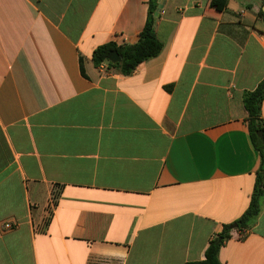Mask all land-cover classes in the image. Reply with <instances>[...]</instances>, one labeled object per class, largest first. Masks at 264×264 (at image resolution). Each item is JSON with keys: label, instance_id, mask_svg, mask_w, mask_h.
I'll list each match as a JSON object with an SVG mask.
<instances>
[{"label": "crops", "instance_id": "0c3cea01", "mask_svg": "<svg viewBox=\"0 0 264 264\" xmlns=\"http://www.w3.org/2000/svg\"><path fill=\"white\" fill-rule=\"evenodd\" d=\"M149 1L0 0V264L203 261L248 209L264 2L159 0L161 53L130 75L96 66L98 47L138 42ZM234 225L221 263L264 264V198Z\"/></svg>", "mask_w": 264, "mask_h": 264}, {"label": "trees", "instance_id": "16d2710c", "mask_svg": "<svg viewBox=\"0 0 264 264\" xmlns=\"http://www.w3.org/2000/svg\"><path fill=\"white\" fill-rule=\"evenodd\" d=\"M226 4L227 0H218L216 2V7L218 10H223ZM159 7V0L149 1L148 18L139 35L137 43L122 46H117L114 43L102 45L93 53L94 64L100 66L107 63L109 66L117 68L124 75H130L142 63L157 57L163 49V43L159 40L156 33V21ZM259 16L264 19V12L260 11ZM112 52H117L119 54L121 57L120 63L114 64L108 60V56ZM243 102L248 113L247 122L250 137L261 156V165L257 172L256 187L250 205L246 212L233 223L237 224V229L244 233L256 222L262 210L264 198V139L258 136L259 131L264 132V120L261 118V110L264 102V79L254 91H248L244 94ZM232 225H226L222 233L211 240L206 251L205 260L187 264H222L219 259L220 249L223 244L231 238Z\"/></svg>", "mask_w": 264, "mask_h": 264}, {"label": "water", "instance_id": "95a60500", "mask_svg": "<svg viewBox=\"0 0 264 264\" xmlns=\"http://www.w3.org/2000/svg\"><path fill=\"white\" fill-rule=\"evenodd\" d=\"M162 1V0H160ZM263 12H264V6H263ZM108 60L111 62V63H120L121 62V57L119 56V54L117 52H112L109 54L108 56ZM258 136L261 138V139H264V132L263 131H259L258 132ZM233 228H237V224H235L233 226Z\"/></svg>", "mask_w": 264, "mask_h": 264}, {"label": "built area", "instance_id": "2783aa9c", "mask_svg": "<svg viewBox=\"0 0 264 264\" xmlns=\"http://www.w3.org/2000/svg\"><path fill=\"white\" fill-rule=\"evenodd\" d=\"M263 126H264V123H263ZM56 203H57V200L56 199H53L50 203V210L53 211L56 207ZM4 230H10V229H13L14 228V225L11 224V223H6L4 224Z\"/></svg>", "mask_w": 264, "mask_h": 264}]
</instances>
